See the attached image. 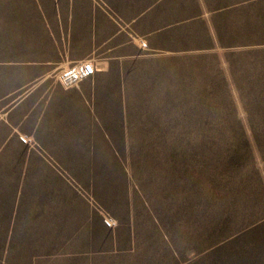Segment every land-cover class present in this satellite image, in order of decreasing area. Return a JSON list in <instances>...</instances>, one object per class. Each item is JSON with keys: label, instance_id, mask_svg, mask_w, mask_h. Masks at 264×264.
<instances>
[{"label": "rangeland", "instance_id": "rangeland-1", "mask_svg": "<svg viewBox=\"0 0 264 264\" xmlns=\"http://www.w3.org/2000/svg\"><path fill=\"white\" fill-rule=\"evenodd\" d=\"M96 2L127 58L1 159L0 264H264V0ZM68 6L0 0V59L78 37Z\"/></svg>", "mask_w": 264, "mask_h": 264}, {"label": "crops", "instance_id": "crops-1", "mask_svg": "<svg viewBox=\"0 0 264 264\" xmlns=\"http://www.w3.org/2000/svg\"><path fill=\"white\" fill-rule=\"evenodd\" d=\"M257 1L205 0L204 12L219 13ZM69 4L66 29L77 30L78 37L25 40L21 53L0 59V182L1 159L14 156L8 152L11 143H27L23 135L38 134L47 116L48 98L72 91L53 78L60 65L93 59L108 66L112 60L127 58V30L112 19L106 4L92 0H69Z\"/></svg>", "mask_w": 264, "mask_h": 264}, {"label": "built area", "instance_id": "built-area-1", "mask_svg": "<svg viewBox=\"0 0 264 264\" xmlns=\"http://www.w3.org/2000/svg\"><path fill=\"white\" fill-rule=\"evenodd\" d=\"M96 2V0H94ZM103 70L93 59L64 63L53 74L56 82L65 89L79 88L80 84L97 72Z\"/></svg>", "mask_w": 264, "mask_h": 264}]
</instances>
